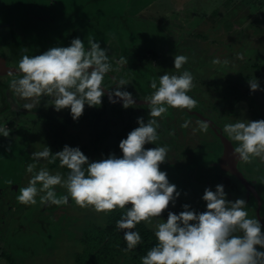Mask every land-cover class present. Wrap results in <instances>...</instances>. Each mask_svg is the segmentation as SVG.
Masks as SVG:
<instances>
[{"label": "clouds", "instance_id": "9594fccd", "mask_svg": "<svg viewBox=\"0 0 264 264\" xmlns=\"http://www.w3.org/2000/svg\"><path fill=\"white\" fill-rule=\"evenodd\" d=\"M87 39L88 49L77 37L68 47H52L34 56L22 55L18 63L21 76L12 79L9 87L16 96L31 101L25 103L23 109L30 112L42 97H51L57 112L70 109L72 119L78 121L85 105H102L105 76L118 73L126 60L121 57L116 61L118 66L113 67L107 49L91 36ZM27 50L24 47L25 53ZM187 62L188 57L184 55L174 56L177 70ZM220 63L218 59L213 60V64ZM112 79L115 89L108 93L110 103L123 101L125 109L134 107L136 101L132 93L121 91L131 82L124 77ZM193 81L192 73L187 70L179 75H161L159 87L156 79H152L151 88L155 91L143 99L150 109L149 119L145 122L139 117V127L120 141L122 157L112 153L105 159L90 161L79 147L68 145L54 155L48 146L33 152V161L44 159L55 163L58 159L59 166L69 171L64 178L59 172L51 174L47 168L36 171V163L28 164L26 170L32 176L26 187L19 188L17 201L36 205L39 195L41 204L67 205L71 198L77 206L91 208L96 213L126 209L116 227L123 231L128 252L141 243L140 233L132 229L142 221L151 225L156 219L154 231L158 243L142 257V264H264V251L257 247L264 248V225L259 219L248 218L244 198L229 200L222 184L216 185L215 191L210 187L205 189L202 199L206 202V211L197 212L191 205L184 204L179 214L169 211L166 221L161 218L170 204L175 206L180 192L169 182L167 173L160 170L169 147L146 149L145 145L156 144L160 139L157 118L167 113L169 107L189 111L197 107L198 102L188 95L195 86ZM248 83L252 92L261 90L256 80H248ZM190 123L185 121L181 127L187 128ZM198 123L199 131L206 133L207 122ZM223 132L237 143L234 155L239 161L264 160V120L238 119L225 124ZM0 134L10 135L5 126H0ZM38 184L41 187L38 188ZM55 186L65 188L67 194L58 197Z\"/></svg>", "mask_w": 264, "mask_h": 264}, {"label": "rangeland", "instance_id": "374dc122", "mask_svg": "<svg viewBox=\"0 0 264 264\" xmlns=\"http://www.w3.org/2000/svg\"><path fill=\"white\" fill-rule=\"evenodd\" d=\"M65 1L72 5L68 9L73 10L76 5L83 7L82 12H77V16L66 17L70 18L68 27L70 25L80 27L75 28L74 31L80 29L78 31L80 33H76V37L84 41L85 46L89 45L87 38L91 36L92 32L96 33L94 34L95 39H93L95 41L99 39L103 43L104 40H107V34L112 32L111 23L115 24L114 30H118L121 34L118 40H114L115 44L126 45L125 51L131 55L128 57V62L133 64L132 67L136 66L132 70L139 74L140 85L147 87L153 78L159 82V77L165 73L179 75L187 70L192 73L195 85L188 95L198 102L197 111L199 114L203 113L205 119L209 117L212 122L216 120L224 124L235 123V120L238 119L253 121L249 107L255 109L257 102L252 99L248 80L251 81L259 75H264V23L255 21L259 11L254 6V0H96L90 4L86 0ZM115 5L118 11L113 13ZM122 9L123 11H121ZM134 11L140 13V19H134L129 15ZM83 15L85 16L83 17ZM62 18L66 20L64 15ZM86 21H89V24H86ZM11 34L14 37L15 31L1 29L0 39L9 37L12 39ZM9 48L11 47H8V41L5 45L0 41V53L6 58L8 66L18 67L19 62L13 60ZM175 55L188 57V62L180 70L174 67ZM215 59L221 63L213 64ZM224 61L227 63L225 64ZM15 70L17 73L18 68ZM15 74L6 75L4 77L6 82L20 78L19 75L14 76ZM244 96H247V99ZM257 98L258 104L263 105L260 108V114H264V98L260 94L257 95ZM45 102L44 107L49 111L53 105L48 100ZM171 109L174 111L175 108L169 107L167 113L162 115L159 121L165 128H180L182 130L183 123L176 118L173 112L169 111ZM25 114V121L28 122L29 118ZM50 114L52 115V113ZM43 116L45 120L50 119L47 113ZM11 117L15 118L16 114H12ZM182 117H186L194 128H198V122L203 121L199 117L196 118L197 116L189 117L183 113ZM28 125L32 126L33 124ZM209 127H211L210 121L208 129ZM41 130L45 136H39L34 128L29 131L27 126L19 125L15 129V133L18 135L17 138H14L16 151L11 150L5 154L6 151L3 152L0 145V187L12 186L14 192L5 190L4 193L7 192L11 200L16 199L14 210L6 216V220L10 224L5 226L4 234L0 237V264H7L6 260L10 257L15 264H83L82 256L86 252L82 245L83 242H80L83 229L98 221L99 224H102L104 219L100 214L104 213H96L94 210L89 212L88 208H83L82 211L86 212L85 215L90 216L83 223L86 216L77 215L80 210L75 208L76 204L71 198L67 205L50 206L53 211H56L51 214L47 208L49 204H41L39 195L36 197V205H23L17 201V196L20 194L19 188L26 187L32 176L26 170L28 164L36 163V171H39L41 167L50 169V163L46 160L41 159L36 162L31 158L33 152L42 151L47 146L50 147L52 140L58 139H54L56 128L53 125H47L45 129L41 128ZM27 134L30 135L27 137ZM23 135H25V139H23ZM29 139H31V144L29 142V146H27ZM83 140L82 143L85 146V152H87L85 155L90 161H98L96 158L95 160L90 159L87 155L93 152L94 144H91L86 137H83ZM161 140L163 139L161 138ZM163 142L172 151L167 154V163L162 165L160 170L167 173L169 182L177 186L180 196L176 200L175 206L170 204L161 218L166 221L169 211L176 213L183 209L184 204H189L192 209L201 212L203 206L202 204L196 205L195 197L200 194L199 190L195 192L198 186L194 184L189 190L187 180H194L198 184L203 180L209 186H213L216 180L215 170L211 166L215 162L213 150L217 147V143L215 141L208 143L200 141V146L189 150V156L179 153L180 157H175L173 151L180 147L171 139H164ZM76 145L81 147L80 143ZM10 146L11 144H7L4 147L8 149L11 148ZM108 156L101 157L99 160ZM254 160L259 166L258 170L261 176L264 177V160L260 158ZM255 162L251 161L248 165L249 171L254 173H256ZM38 164L40 165L38 166ZM49 169L51 174L59 172L64 178L67 177L68 169L66 167L57 170ZM2 178L5 181H11V186H7ZM37 187L39 188L41 185L38 184ZM259 189L262 196H259V200L257 199L261 204L258 213L264 223V184L260 183ZM55 191L58 197L67 194L66 189L60 186H55ZM257 200H255L256 206L258 205ZM44 208H47L48 210L45 212L49 213L46 217L54 218V220L60 214L62 217L65 216L64 219H67L69 215L66 232H69L70 236L65 234L68 238L63 236L59 244L55 245L58 248L57 251L50 250L53 248L51 242H54L53 239L48 238L52 234L51 230L46 231L43 229V225L39 223L34 225L30 221L34 214H38ZM72 209H75L76 214ZM256 209L253 202L249 205L247 202L245 210L248 213V218L255 217ZM65 213L68 215L66 216ZM156 222L157 220L153 219L151 225L143 223L146 227L154 230ZM74 225H77L75 228L77 235H81L73 247L71 240L75 234L71 233ZM237 234L242 235V233ZM257 247L258 250L264 251V248ZM127 263L131 264V262Z\"/></svg>", "mask_w": 264, "mask_h": 264}, {"label": "flooded vegetation", "instance_id": "af4514ba", "mask_svg": "<svg viewBox=\"0 0 264 264\" xmlns=\"http://www.w3.org/2000/svg\"><path fill=\"white\" fill-rule=\"evenodd\" d=\"M58 4H60V0H0V30L9 29L10 32L15 31V34H13L14 37L11 34L12 39H10V37L8 39L2 38L0 39V41L4 45L8 41V47H11L9 48V50L12 54L13 60L19 62L20 59H22V55L24 54L34 56L42 54L43 52L47 51L49 48L52 47L70 46L71 41H64L61 36L55 33V31L59 30L60 27H63V30H67V38H70L72 32L74 31V25H70L68 27V24H70V18H67L66 16L73 17L72 10L68 9L71 5L65 0H62L61 4H66L64 10L61 7L60 9ZM63 15L65 16L66 20L62 18ZM14 45L16 47L15 51H13ZM24 47H27L28 49L26 53L23 51ZM85 48L88 49L87 46H85ZM104 48L108 50V48ZM125 49H127L125 45H122L120 47V54H118L119 56H117V54L114 55L107 51L109 60L113 64V67L118 66L116 64V61H118L122 56H124L122 54L126 52ZM0 57L5 60V65L9 67L6 58L3 57L1 53ZM131 64H129L128 60H126V64L121 68L118 73L112 72L105 76L103 85L106 87V89L105 95L102 98V105L98 107H89L85 105L86 108L84 110V113L78 121L72 119L70 109H63L57 112L54 106H52V108L49 109V112L44 107V105L46 103L45 100L50 101V104H52L51 97H42L41 102L37 104L36 107L30 112L26 109H23V105L31 101H26L16 96L10 90V81L6 82L4 78L5 76L0 77V107L2 105H7L5 111L3 113H0V126H7V129L10 133L8 137H4L2 136V134H0V145L2 146V151H6L5 154H8L7 152L11 150L16 151V144L14 138H17L18 135H16L17 133H15V129L19 125L27 126V129L29 131L34 128L38 132L39 136H45L41 128L45 129V126L53 125L54 128H56L54 139L58 138L57 140H52L53 142L50 144L49 147L53 152V155L56 152L61 151L65 145H71L70 147H78V145H76L78 143L81 144V147H79L81 151L86 154L87 152H85V146L82 143L84 141L83 137H86L91 142V144H94L96 140H98V138L99 140L102 139L98 151H93L92 153L87 154L90 159L92 158L93 160H95L96 158L97 160H99L101 157L104 158L110 153H115L116 155H118V157H122L123 153L119 148V143L122 139L127 138V135L130 131L139 127V124L137 123L139 117H143L145 122H147V120L149 119L150 112L149 106L148 104L142 105L140 103L145 102L143 99L151 95L155 91L151 88V81H149V85L147 87H141L140 81L138 82V79L140 78L139 74L129 69V66ZM9 68H13V70H15V68L18 67L15 66ZM17 75H19V77L21 76L20 73L18 74V71L14 76ZM114 76L124 77L131 82L130 84L122 88L121 91H128L132 93L133 98L136 101L134 107H129L125 109L123 107V101L113 104L110 103L109 99L106 98V93L108 94L111 89H115V85L112 79L114 78ZM157 86L159 87L158 81ZM169 111L173 112L176 118L181 120V123L188 121L186 117H182V113L184 115H188L189 117L197 116L196 112L199 113L197 111V107L193 108L191 111L187 109L177 108H175L174 111L172 109ZM26 112L27 114H25ZM45 113L49 114V120L43 119V114ZM50 113H52V115ZM12 114H16V117H11ZM24 114L29 118L28 122L25 121ZM200 114L203 116V113ZM196 118H198V116ZM206 118L210 121L211 125V127H209L208 129L209 131L207 130L206 133L202 131H199V133V127L194 128L192 123H190L187 128H181L183 131L180 130V128L168 129L165 128L164 125H162V123L159 121V118L157 119L160 124V127L157 131L159 137H161L163 140L171 139L176 145L180 147L179 149H174L173 154L175 157H180L179 153L185 155L188 154L189 156V150L197 148L201 145V142L208 143L215 141L217 143V147L213 150L215 164L219 161L224 151L221 141L217 136L218 133L222 132L225 137L231 142L234 148L238 145L236 142H233L227 136V134L223 132V128L225 125L223 122L219 123L216 120L212 122L209 117ZM235 121L237 122V120ZM28 124L33 125L30 126ZM38 129L40 130V132ZM193 129H196V131H193ZM29 135L30 134H27L26 136L28 137ZM161 138L156 142V144H146L145 148L148 149L166 145L164 144L163 140H161ZM202 138L204 141L202 140ZM23 139H25V135H23ZM29 142L31 144V139L27 141V146H29ZM22 143L25 144V142L23 141ZM7 144H11V148L7 149V147H4ZM170 151H172V149L169 147L168 153H171ZM252 162H255V160L253 159ZM165 163H167V161L160 165V169ZM255 163L256 173L249 171V163L244 162L237 164L238 170L248 181V183L252 186V191L249 193V195H247L246 189L238 182L236 178L231 176L228 171L215 166H211L215 170L216 182H214L213 186H209V184L203 180H201L199 184L194 180H187V182L189 183V190L191 189L192 185L195 184L198 186L195 192H198V190L200 191V194L198 196H195L197 199L196 205H206V202L202 199L206 188L210 187L213 191H215L216 185L222 184L225 187L227 198L229 200L235 201L238 198H244L245 200H247L248 205L249 203L253 202V206L257 208V212L255 213L254 218L259 219L261 221V224L264 225L263 220L262 218H260L258 213V208L261 207V204L258 203V200L259 196H262L260 194L259 184H264V177L261 176V173L258 170L259 166L257 165V162ZM39 165L40 164H38V166ZM52 168H55L56 170L61 169L59 163L58 166H50V169ZM56 170L53 171L55 172ZM5 182L7 186H11L8 181ZM5 190H8L10 192L15 191L12 186L8 188H5V186L0 187V206H7L6 209H1L0 207V237L4 234V228L6 229L5 226H7V224H10V222L6 220V216L9 214V212L14 210L16 202V199L11 200V198L8 197L9 195L7 192L4 193ZM187 200L190 201V199L188 198ZM255 200H257V206L255 205ZM50 206L52 205L49 204V207H47L49 209L48 212L50 214L56 212L53 211ZM47 208H44V210L39 211L38 214H34L33 218L30 219V221H32L34 225L35 223L43 225V229L46 231L51 230L52 234L48 238L53 239L54 242L50 241L53 246V248H51L50 250L57 251L58 248L55 245L59 244L61 239H63V236H70L69 232H66V223L69 219V215L65 213V215L68 216L67 219H64L65 216L62 217V214H60L58 218L54 220V218L46 217L49 215V213L45 212V210H48ZM77 225L72 226L73 231L75 230Z\"/></svg>", "mask_w": 264, "mask_h": 264}, {"label": "trees", "instance_id": "16d2710c", "mask_svg": "<svg viewBox=\"0 0 264 264\" xmlns=\"http://www.w3.org/2000/svg\"><path fill=\"white\" fill-rule=\"evenodd\" d=\"M254 6L259 11L258 16L255 19L257 23H264V0H254ZM15 45L14 50L15 51ZM254 80L259 82L260 89L255 92H251L252 99L257 102L256 108L249 107L250 112L253 117V121L264 120V114H260V108L263 107L262 104H258L257 95H261L264 98V75H259ZM250 89V88H249ZM247 99V96H244ZM243 99V97H240ZM7 105H2L0 107V113H3L6 109ZM86 108V107H85ZM102 139L96 140L93 145L92 150L94 152L98 151L99 145ZM92 159V158H91ZM59 160L57 159L55 163H50V166L55 167L58 166ZM214 167V165H213ZM67 170V174H68ZM66 174V175H67ZM69 206V205H68ZM76 209L80 210V213L77 215H85L86 212L82 211L83 208L79 206H75ZM81 208V209H79ZM127 208V206H126ZM89 212L93 211L91 208H88ZM75 211V209H72ZM206 205L201 208L202 211H206ZM126 209H119L117 208L115 211H112L107 214H100L103 217L102 224L95 222L90 227L83 229L82 236L77 235V232L74 230L71 234H75V237L71 240V243L76 244V241L80 238V242L85 248L86 252L82 256V263L83 264H128L127 262H131V264H142V257L146 256L148 251L154 247L158 241L155 237L154 230L146 227L143 222H140L136 225L132 231H137L141 235V243L137 245L135 249L128 252L125 251L126 249V241L124 240L123 231L116 227V222L120 220ZM183 209L176 211V214H179ZM76 214V211H75ZM86 217L82 221L83 223L85 220H88L90 216L85 215ZM95 219H97L95 217ZM90 223V222H89ZM2 258V257H1ZM7 264H15L13 259L8 258L6 260Z\"/></svg>", "mask_w": 264, "mask_h": 264}, {"label": "water", "instance_id": "95a60500", "mask_svg": "<svg viewBox=\"0 0 264 264\" xmlns=\"http://www.w3.org/2000/svg\"><path fill=\"white\" fill-rule=\"evenodd\" d=\"M16 70L13 68H9L5 65V60L0 57V77L9 75L11 73H15ZM106 98L109 99L108 94L106 93ZM118 99V98H117ZM140 104H147L146 102H141ZM197 116L207 122L209 124V120L205 119L201 114L197 113ZM219 137L221 144L223 146V155L219 159L217 163L214 164L215 167L223 168L224 170L228 171L231 176L236 178L238 182L246 189L247 195L252 191V186L248 183V181L243 177L241 172L237 168L238 163H244L243 161H239L238 157L234 155V147L232 146L231 142L225 137V135L220 132L217 134ZM1 194V193H0ZM1 209H6V205L0 206ZM0 209V210H1Z\"/></svg>", "mask_w": 264, "mask_h": 264}, {"label": "crops", "instance_id": "0c3cea01", "mask_svg": "<svg viewBox=\"0 0 264 264\" xmlns=\"http://www.w3.org/2000/svg\"><path fill=\"white\" fill-rule=\"evenodd\" d=\"M61 1V0H60ZM96 0H86V2L87 3H94ZM71 5V4H70ZM58 6H59V8L61 7V8H63L64 9V7L66 6V4H58ZM72 6V5H71ZM116 6V5H115ZM60 8V9H61ZM81 7L79 6V5H76V7H74L73 8V17H75V16H77L78 14H77V12L78 11H80V12H82V8L80 9ZM74 9H75V11H74ZM65 10V9H64ZM114 11L115 12H117L118 11V8H117V6L114 8V6H113V13H114ZM121 11H123V9L121 10ZM79 13V12H78ZM117 15H118V13H116ZM115 14V16H117ZM130 16H132L134 19L136 18V19H140L139 17H140V13L139 12H136V11H134V12H132V13H130L129 14ZM85 15H83V17H84ZM87 20V19H86ZM86 24H89V21H86ZM115 24H112L111 23V28L110 29H112V32H110L109 34H107V40H104L103 41V43L101 42V40H99V39H97L98 41H96V42H99L100 44H101V47L102 48H104V47H106V48H108V50L107 51H109L110 53H112V54H114V55H116L117 54V56H119L118 54H120V51H119V49H120V47L122 46V45H117V44H115V41L114 40H118V38H120L121 37V34H120V32L117 30V31H115L114 30V26ZM75 28H80L78 25H74V29ZM80 29H77L76 30V32L75 31H73L72 32V34H71V36H70V38L68 39L67 37H68V35H67V30H63V27H60L59 28V30H57V31H55V33H57L59 36H61L62 37V39L64 40V41H72L74 38H77L76 37V33H80V32H78ZM92 30H94V29H92ZM94 34H96V33H94V32H92V34H91V37L92 38H94ZM95 39V38H94ZM109 41H112V43H109ZM114 41V42H113ZM67 43V42H66ZM126 46V45H125ZM87 47L89 48L90 46L89 45H87ZM127 48V47H126ZM118 52V53H117ZM122 55H124V56H122V57H125V60H128V57H130L131 55H129L127 52H125V53H123ZM133 55V54H132ZM134 57V56H133ZM131 65H133V64H131ZM129 66L130 68V70L131 71H134V70H132V69H135L136 68V66ZM141 69V68H140ZM141 87H145L144 85H141ZM142 92H144V91H142ZM142 95H145V94H142Z\"/></svg>", "mask_w": 264, "mask_h": 264}, {"label": "built area", "instance_id": "2783aa9c", "mask_svg": "<svg viewBox=\"0 0 264 264\" xmlns=\"http://www.w3.org/2000/svg\"><path fill=\"white\" fill-rule=\"evenodd\" d=\"M5 127H7V126H5Z\"/></svg>", "mask_w": 264, "mask_h": 264}]
</instances>
